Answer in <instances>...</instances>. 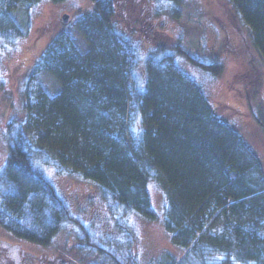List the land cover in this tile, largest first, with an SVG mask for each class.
I'll use <instances>...</instances> for the list:
<instances>
[{
	"label": "trees",
	"instance_id": "trees-1",
	"mask_svg": "<svg viewBox=\"0 0 264 264\" xmlns=\"http://www.w3.org/2000/svg\"><path fill=\"white\" fill-rule=\"evenodd\" d=\"M44 1L0 0V43L14 46L25 38L32 12ZM89 1L91 7L78 21L84 35L90 27L97 30L90 38L96 52L80 53L66 36L54 37L23 87L27 119L7 121L0 227L24 241L46 245L73 223L70 247L94 256L92 264H142L131 247L132 219L157 220L161 215L163 228L183 253L178 258L167 251L169 262L148 264H264V181L256 171L262 169L260 156L243 141L240 126L208 108V93L180 69L176 57H186L213 76L221 75L224 65L215 56L191 54L180 40L155 26L149 0ZM177 1L182 2L163 0L157 11L176 13ZM224 5L217 10L220 16L235 14L252 30L236 51L260 65L264 0H226ZM142 8L147 9L141 13ZM20 13L25 15L21 21ZM135 26L141 28L135 32L139 41L151 47L144 56L127 31ZM230 37L224 35L217 51H226ZM167 64L179 76L156 81L155 69ZM40 73L56 77L62 91L51 97L34 82ZM234 89L247 96L241 87ZM247 97L264 135L261 98L256 91ZM48 170L92 185L83 187L109 212L115 231L91 230L76 217ZM152 185L167 192L163 212L153 205Z\"/></svg>",
	"mask_w": 264,
	"mask_h": 264
},
{
	"label": "rangeland",
	"instance_id": "rangeland-1",
	"mask_svg": "<svg viewBox=\"0 0 264 264\" xmlns=\"http://www.w3.org/2000/svg\"><path fill=\"white\" fill-rule=\"evenodd\" d=\"M162 1H148L153 24L172 35L176 40H180L184 49L191 54L203 58L208 55L210 59L215 56L224 65L223 73L213 76L196 67L186 57L181 56L179 59L176 57L180 69L191 76L208 93L210 101L208 108L214 114L242 128L240 132L243 141H246L250 147L252 146L260 156L259 164L262 169L258 167L259 169L256 168V171L257 174L260 171L259 178L261 182L264 181V135L254 122L253 109L247 99V96L256 91L262 104L258 111L264 110V62L261 54H259L257 57L260 65L256 63L254 66L246 55L243 58L236 51L241 46L239 41L243 42V39H248L249 33L252 32L251 28L240 23L235 14L225 12L223 15H219L217 10L221 8V5L226 6L224 5L226 0L177 1L180 6L178 9L176 8V13L173 14H177L178 17L157 11V9L160 10ZM91 5L89 0L44 1L32 12L30 33L25 38L14 46L0 43V167L8 159V147L4 142L7 121L9 119L19 121L27 119L28 113L24 108L23 87L25 81L33 75L32 69L36 59L51 40L54 37L64 35L78 52H91L93 54L96 52L97 45L92 43L90 38L97 36V30L90 27L89 30L87 29V34L84 35L79 27L82 21H78L81 12L84 9H89ZM147 8H142L141 13L145 12ZM63 13L71 15L68 23H64L61 19ZM21 19H25L23 13L18 15V20L21 21ZM133 24L131 23V25ZM133 29L135 31H132ZM133 29L129 27L127 31L136 40L139 53L144 56L150 51V44L145 40L139 41L141 36L138 33L141 32V28L135 26ZM227 33L231 34L232 37L226 39V51L219 52L216 47ZM174 71V68L167 64L155 69V73H159L158 77L154 75L155 73L152 74L155 80L161 78L162 80L170 81L172 79L174 81L179 76ZM34 82L51 97H55L63 89V85L58 79L48 73L36 75ZM236 86L241 87L247 96L244 93L240 95L234 89ZM48 175L62 190L63 196L71 205L76 217L89 225L91 230L95 229L105 233L115 231L114 220L109 218V212L102 209L100 202L94 203L92 201L94 193L92 194L91 190L83 187L92 188V185L88 186L86 181L80 177L57 174L54 170H48ZM160 181L166 186L163 176H161ZM166 190L169 192V187L166 186ZM167 192L164 191V193ZM164 193L160 191L158 186H151L153 205L158 211L162 209ZM163 210L164 208L162 212ZM162 220L163 216L161 215L157 220H148L140 216L132 219V234L135 239L131 243V247L136 253L138 261L142 264H148L152 260L162 263L169 262V258L166 256L167 251L174 253L178 258L182 256V248L177 245L174 236H171L163 228ZM68 225L57 233L51 243L46 245L24 241L0 227V264H92L94 256L89 258L88 255L79 254L70 247L76 228L74 229L73 223Z\"/></svg>",
	"mask_w": 264,
	"mask_h": 264
},
{
	"label": "water",
	"instance_id": "water-1",
	"mask_svg": "<svg viewBox=\"0 0 264 264\" xmlns=\"http://www.w3.org/2000/svg\"><path fill=\"white\" fill-rule=\"evenodd\" d=\"M69 19H70V15H69V14H67V13L63 14V16H62V20H63L64 22H68Z\"/></svg>",
	"mask_w": 264,
	"mask_h": 264
},
{
	"label": "flooded vegetation",
	"instance_id": "flooded-vegetation-1",
	"mask_svg": "<svg viewBox=\"0 0 264 264\" xmlns=\"http://www.w3.org/2000/svg\"><path fill=\"white\" fill-rule=\"evenodd\" d=\"M5 244H7V243H5Z\"/></svg>",
	"mask_w": 264,
	"mask_h": 264
}]
</instances>
